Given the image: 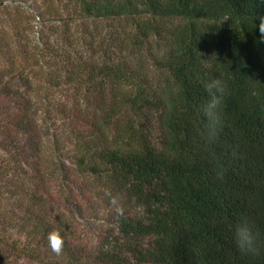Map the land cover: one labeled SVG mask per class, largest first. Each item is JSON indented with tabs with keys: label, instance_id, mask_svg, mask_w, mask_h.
<instances>
[{
	"label": "trees",
	"instance_id": "16d2710c",
	"mask_svg": "<svg viewBox=\"0 0 264 264\" xmlns=\"http://www.w3.org/2000/svg\"><path fill=\"white\" fill-rule=\"evenodd\" d=\"M259 14L264 0H0V256L264 264V249L233 240L242 215L264 234ZM215 78L227 87L209 138ZM77 191L108 206L127 195L95 253L74 222Z\"/></svg>",
	"mask_w": 264,
	"mask_h": 264
},
{
	"label": "clouds",
	"instance_id": "9594fccd",
	"mask_svg": "<svg viewBox=\"0 0 264 264\" xmlns=\"http://www.w3.org/2000/svg\"><path fill=\"white\" fill-rule=\"evenodd\" d=\"M255 21H258V24L254 23V28L258 27L261 34L260 40L264 42V15L259 14ZM226 87L225 81L221 78L211 79L204 84L208 99L201 106V112L207 120V135L209 138H212L214 135V125L222 105ZM106 195L110 196L111 194L106 192ZM111 203L116 205V199L112 198ZM116 210L117 212L121 211L119 207ZM233 240L236 247L244 254L257 255L264 249V234L258 230L255 223L247 216L242 215L235 221L233 225ZM47 242L54 253L60 254L64 243V238L60 231L52 230L49 232Z\"/></svg>",
	"mask_w": 264,
	"mask_h": 264
},
{
	"label": "rangeland",
	"instance_id": "374dc122",
	"mask_svg": "<svg viewBox=\"0 0 264 264\" xmlns=\"http://www.w3.org/2000/svg\"><path fill=\"white\" fill-rule=\"evenodd\" d=\"M41 29V26L39 27ZM106 30L104 31L107 32ZM116 31L113 29V32ZM93 39L89 40V45L95 48V51L99 49L100 43H95ZM94 45V46H93ZM76 193V191H75ZM78 196H72L71 201L77 199L76 204L73 206L72 215L74 217V222L77 226V230L91 243V251L96 252V250L105 243H107L113 236L117 235V227L113 222V217L108 209H113L112 204L108 206L107 199L103 195H94L88 197H83L77 191ZM115 198L117 201H125L127 199L126 194L116 193ZM133 206V203H132ZM0 264H35L28 260L20 258L17 255L9 254L5 256H0Z\"/></svg>",
	"mask_w": 264,
	"mask_h": 264
}]
</instances>
